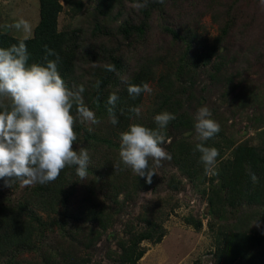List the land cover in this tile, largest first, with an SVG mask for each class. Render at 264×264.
<instances>
[{
  "label": "trees",
  "instance_id": "trees-1",
  "mask_svg": "<svg viewBox=\"0 0 264 264\" xmlns=\"http://www.w3.org/2000/svg\"><path fill=\"white\" fill-rule=\"evenodd\" d=\"M91 2L38 0L32 37L0 32V47L26 43L29 64L46 63L45 45L58 53L60 75L69 88L84 87V102L100 121L77 120L74 129V148L85 147L90 157L86 180L74 168H65L46 185L21 188L17 181L6 187L0 179V264H137L146 252L141 243L158 244L165 236L160 222L144 212L134 214L138 196L179 191L182 179L206 180V202L215 218L232 214L236 223L225 226L217 264H233L247 252L241 242L259 236L253 225H264V18L252 25L256 16L264 17L260 0H149L139 10L133 5L143 0ZM62 3L83 18L80 27L58 30ZM245 11L251 12L248 23ZM206 14L218 26L210 44L195 27ZM111 65L115 72L108 71ZM128 83L154 84L147 108L145 93L133 99ZM111 93L119 97L115 126L107 112ZM204 106L221 128L205 142L219 152L215 174L208 178L200 153L194 152L199 143L195 114ZM132 107L140 108L139 116L129 111ZM163 111L176 116L162 145L171 160L153 165L156 174L148 184L120 163L119 134L131 123L155 128L154 116ZM242 114L252 122L256 145L228 134V120L234 125ZM251 173L258 178L255 184ZM184 222L195 230L200 226L191 218Z\"/></svg>",
  "mask_w": 264,
  "mask_h": 264
},
{
  "label": "clouds",
  "instance_id": "clouds-1",
  "mask_svg": "<svg viewBox=\"0 0 264 264\" xmlns=\"http://www.w3.org/2000/svg\"><path fill=\"white\" fill-rule=\"evenodd\" d=\"M148 2L143 0L133 7L139 10ZM155 2L163 4L165 0ZM260 2L264 5V0ZM11 27L25 33L31 30L25 19L16 21ZM45 53V64H29L30 54L23 40L7 48L0 47V179L6 187H12L17 181L22 187L46 185L56 181L65 168H74L80 180L88 176L89 153L85 147L74 148L78 139L74 129L77 120L92 125L100 121L84 102V87L81 85L73 90L60 75L58 53L46 45ZM49 56H55V60H49ZM108 71L115 72V66H109ZM99 83L96 82L97 88ZM127 91L135 99L141 93L151 94L152 89L148 83H128ZM118 100L116 93H111L107 99L109 121L114 126L119 122L115 114ZM129 111L136 116L141 112L139 107ZM211 117L206 106L195 114L194 127L199 143L194 152L200 153L199 161L206 174H215L219 156L216 148L205 146V142L221 130L220 124ZM175 119V114L163 111L154 116L155 128L131 123L127 130L120 132L118 155L124 168L151 184L156 174L153 165L160 166L162 161L171 160L162 145L166 142L165 130ZM118 167L115 165L116 169ZM251 179L254 184L258 181L254 173Z\"/></svg>",
  "mask_w": 264,
  "mask_h": 264
},
{
  "label": "rangeland",
  "instance_id": "rangeland-1",
  "mask_svg": "<svg viewBox=\"0 0 264 264\" xmlns=\"http://www.w3.org/2000/svg\"><path fill=\"white\" fill-rule=\"evenodd\" d=\"M91 1L82 0L87 5H91ZM62 5L63 11L58 16V30L66 31L80 27L83 18L72 14L64 3ZM258 11L264 13V5L261 3L258 4ZM250 15L251 12L245 11L243 20L246 23L251 19ZM255 18L256 21L252 23L253 26H256L257 23L262 24L264 17L256 16ZM20 19H25L29 22L31 26L29 32L25 33L11 27L12 24ZM38 20V0H0L1 33L20 39H28L32 37ZM195 27L198 33L205 38L207 44H210L217 36L218 26L209 14L203 16ZM149 86L152 92L151 94H144V109L149 106L155 92L154 84ZM245 117L242 114L241 118L235 119L234 125L228 120L226 125H231L228 134L230 137L234 136L236 142H248L251 145H256V132L252 127V122H248ZM261 117L264 120V103L262 104ZM182 180L183 187L179 191L157 193L146 191L138 196L134 214L137 215L144 212L146 216L154 219V222H160L165 230V236L158 244H153L149 241L142 242L141 247H144L146 252L137 264L219 263L221 257L217 250L222 247L224 236L228 234L225 226L229 224L228 227H231V224L236 223L235 219L232 214L228 213L222 220H218L209 213L206 202L208 188L206 180L202 182ZM21 188L24 187L21 186ZM50 217V215H47L48 220L51 219ZM185 218H191L194 224L199 223V228L195 230L192 226L185 224ZM139 225L141 226L140 222ZM253 226L256 227L254 231H258L259 236L255 237L254 240L241 242L244 251L247 252L233 264H264V225L259 223ZM242 228L245 231V227Z\"/></svg>",
  "mask_w": 264,
  "mask_h": 264
}]
</instances>
